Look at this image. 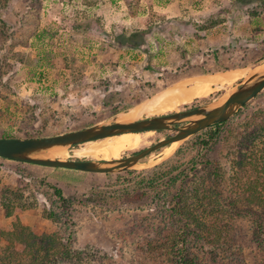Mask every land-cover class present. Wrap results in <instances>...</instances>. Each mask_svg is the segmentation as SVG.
I'll list each match as a JSON object with an SVG mask.
<instances>
[{
  "label": "rangeland",
  "instance_id": "rangeland-1",
  "mask_svg": "<svg viewBox=\"0 0 264 264\" xmlns=\"http://www.w3.org/2000/svg\"><path fill=\"white\" fill-rule=\"evenodd\" d=\"M124 4L125 0H0V135H55L108 122L130 107H139L134 118L186 109L194 99L160 112L143 106L175 82L201 76H191L200 69L219 72L234 66L229 70L251 73L264 65V0H234L238 9L257 15L249 24H237L224 33L228 37L216 44L209 40L214 31L202 28L210 19L171 22L151 11L149 19L125 22ZM236 82L216 88L219 94H209L200 104L227 94ZM258 107L264 108V90L228 119L206 149L189 147L194 134L172 143L170 153L160 148L120 172L90 173L0 159V251L8 243L2 231L21 224L39 234L58 232L65 239L71 233L74 247L89 244L98 249L100 264H171L163 255L154 262L142 245L163 230L178 227L180 219L171 216L167 195L163 197L159 187L146 188L137 172L148 171L179 151L176 158L194 166L198 175L204 176L214 163L222 173L220 189L228 194L230 150L241 124ZM170 133L138 132L137 146L127 145L119 156ZM100 140L67 147L64 155L93 158L81 152ZM54 185L61 188L62 200ZM121 190L126 192L118 198ZM240 209L242 216H226L223 222L233 233L244 235L242 243L228 244L226 236L205 243L194 239L192 252L201 264H264V249L259 246L264 234L251 219L258 216L264 230V209ZM51 212L55 217H48Z\"/></svg>",
  "mask_w": 264,
  "mask_h": 264
},
{
  "label": "trees",
  "instance_id": "trees-1",
  "mask_svg": "<svg viewBox=\"0 0 264 264\" xmlns=\"http://www.w3.org/2000/svg\"><path fill=\"white\" fill-rule=\"evenodd\" d=\"M134 46L140 47L141 43ZM231 67L234 66L223 69ZM214 71L217 68L201 69L199 73ZM218 94L219 91H213L209 97ZM206 100L207 97H196L187 107L197 106ZM228 119L209 125L190 137L189 147L206 149ZM241 125L237 131L236 146L233 145L230 150L231 182L228 194L220 189L219 175L222 176V173L214 163L208 162V173L198 175L194 166L187 167L176 158L179 151L156 167L137 172L143 176L142 183L146 188L159 187L163 197L169 196L166 198L170 203L171 216L180 219L178 227L171 226V229H165L143 243L142 250L154 262L163 255L171 264H201L192 252L191 242L194 239L205 243L219 237L224 239L226 236L228 244L242 243L244 235L241 232L233 233L231 228H227L223 222L225 217L242 216L244 211L240 206L264 209V108L255 109ZM0 137L12 136L1 134ZM53 188L56 196L62 200L61 188L56 185ZM125 192H118V198L124 197ZM263 215L264 213L261 217ZM49 216L55 217L53 212ZM251 219L257 232L264 234L258 216ZM2 234L8 239V243L0 251V264H94L95 260L100 264L103 258L99 256L98 249H93L92 246L90 248L89 244L74 247L71 233L65 239L58 232L39 234L29 226L17 224L12 230H3ZM259 246L264 249L263 236L260 237Z\"/></svg>",
  "mask_w": 264,
  "mask_h": 264
},
{
  "label": "water",
  "instance_id": "water-1",
  "mask_svg": "<svg viewBox=\"0 0 264 264\" xmlns=\"http://www.w3.org/2000/svg\"><path fill=\"white\" fill-rule=\"evenodd\" d=\"M263 90L264 65L237 80L221 102L218 100L223 95L191 108L130 120H119L116 116L108 122H98L55 135L0 137V157L18 162L90 173L120 172L135 167L143 158L160 148L189 138L209 125L227 120ZM150 130H170L172 134L130 154L109 160L74 159L47 155L48 152L59 147L67 148L123 133Z\"/></svg>",
  "mask_w": 264,
  "mask_h": 264
},
{
  "label": "bare ground",
  "instance_id": "bare-ground-1",
  "mask_svg": "<svg viewBox=\"0 0 264 264\" xmlns=\"http://www.w3.org/2000/svg\"><path fill=\"white\" fill-rule=\"evenodd\" d=\"M247 74L248 69L246 70V73H244L242 69H228L225 71L214 72L212 74H205L194 78L180 80L167 87L162 92L155 95L153 98L149 99L148 102H146V104L143 106V108L156 112L164 111L167 109L173 110L175 109V106H178L181 103H188L196 97H206L216 88L223 87L226 84H233L235 81L243 78ZM226 96L227 94L224 93L218 101H223ZM130 108L129 110L127 109L126 111L120 113L118 115V119H136L134 117L139 113V107H134L131 109ZM137 133L138 132H128L103 138L99 142L90 143L86 148L83 149L84 151L81 153L90 155L93 158L99 157L106 160L119 158L120 150H122L127 145H133L138 142ZM64 150L66 149L63 147H59L48 152L47 155L52 157L57 156L65 158ZM172 150L173 144L165 147L166 154L170 153Z\"/></svg>",
  "mask_w": 264,
  "mask_h": 264
},
{
  "label": "crops",
  "instance_id": "crops-1",
  "mask_svg": "<svg viewBox=\"0 0 264 264\" xmlns=\"http://www.w3.org/2000/svg\"><path fill=\"white\" fill-rule=\"evenodd\" d=\"M121 1L118 0V2ZM116 4L115 2V5ZM132 4H134V7H131ZM124 7L126 9L125 22L138 20L144 17L149 19L151 11L152 13H162V15H164L163 17L171 22L175 19L181 23H188L187 21L194 20L196 17L210 19V25H206V27L203 26L202 28H204V30L206 29V31H214L213 33H215V35H212V38L209 37V40L211 39L215 44L219 39L227 38L229 34L225 37L224 33L227 34L229 31L232 32L237 24H249L253 21L255 15H257L253 13L252 10L238 9L239 7L234 4V0H125ZM132 9H136L135 12L131 11ZM212 73L197 72L191 76Z\"/></svg>",
  "mask_w": 264,
  "mask_h": 264
}]
</instances>
